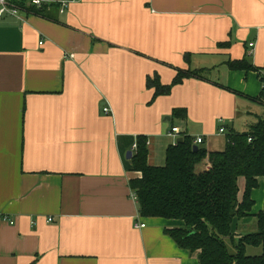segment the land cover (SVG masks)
Masks as SVG:
<instances>
[{"label":"crops","instance_id":"1","mask_svg":"<svg viewBox=\"0 0 264 264\" xmlns=\"http://www.w3.org/2000/svg\"><path fill=\"white\" fill-rule=\"evenodd\" d=\"M40 1L0 19V264H199L165 233L183 222L140 215L131 159L145 137L164 166L173 128L222 152L264 120V0H78L64 13ZM244 58L256 70H230ZM178 73L154 98L148 79ZM258 185L235 239L257 231Z\"/></svg>","mask_w":264,"mask_h":264},{"label":"trees","instance_id":"2","mask_svg":"<svg viewBox=\"0 0 264 264\" xmlns=\"http://www.w3.org/2000/svg\"><path fill=\"white\" fill-rule=\"evenodd\" d=\"M227 64L231 71L256 70L247 58ZM258 72L264 85V71ZM187 76L178 73L170 86H163L157 77L149 78L148 87L155 89L154 98L168 95ZM259 101L264 104V93ZM173 114L176 119L186 117L182 110ZM181 138V143L168 148L165 165L161 167L148 163L147 140L138 138L131 163L132 171L141 177L132 180L130 187L137 197L140 215L183 222L182 228L165 233L181 249L199 254V264H264V212L255 216L256 232L240 239L233 234L235 220L251 217L252 192L259 186L258 178H264V120L246 132L231 131L222 152H208L202 146L194 151V139L188 135ZM206 160L210 169L198 173L197 166ZM240 179L245 181L241 201ZM249 248L262 251L250 255Z\"/></svg>","mask_w":264,"mask_h":264},{"label":"built area","instance_id":"3","mask_svg":"<svg viewBox=\"0 0 264 264\" xmlns=\"http://www.w3.org/2000/svg\"><path fill=\"white\" fill-rule=\"evenodd\" d=\"M14 0H0V19H2L5 15H9L11 17L17 18L20 21H23L24 19L21 17L20 15V11L21 8L19 6H17L16 4H14L13 2ZM78 0H63L60 2V7H61V13H64L65 10L68 8V6L73 3L76 2ZM32 4L35 6H41V1L40 0H32ZM250 47H254L253 44H250ZM104 113L106 115H109L111 113L110 108L105 107L103 109ZM220 134H225V129L221 128L219 131ZM181 135V132L179 130V128H173L172 132L170 133V136L174 138L175 140V145L177 144V137ZM251 141V139L249 140ZM203 144V139L198 138L195 141V146H199ZM137 149V146L134 147V150ZM137 200V197H136ZM52 221V220H49ZM136 229H140V228H144L145 224H136L135 225Z\"/></svg>","mask_w":264,"mask_h":264},{"label":"water","instance_id":"4","mask_svg":"<svg viewBox=\"0 0 264 264\" xmlns=\"http://www.w3.org/2000/svg\"><path fill=\"white\" fill-rule=\"evenodd\" d=\"M183 141V139L182 138H180L178 141H177V143H181ZM198 150V146H195L194 147V151H197ZM130 154V153H129ZM132 154V153H131ZM199 259H200V256H199Z\"/></svg>","mask_w":264,"mask_h":264},{"label":"rangeland","instance_id":"5","mask_svg":"<svg viewBox=\"0 0 264 264\" xmlns=\"http://www.w3.org/2000/svg\"><path fill=\"white\" fill-rule=\"evenodd\" d=\"M242 181H244V179H242ZM250 251V250H249Z\"/></svg>","mask_w":264,"mask_h":264}]
</instances>
